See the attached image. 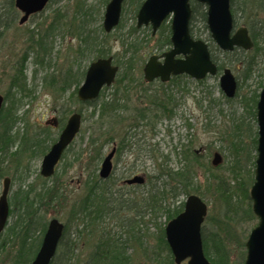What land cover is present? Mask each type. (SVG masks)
Returning a JSON list of instances; mask_svg holds the SVG:
<instances>
[{
	"label": "rangeland",
	"instance_id": "1",
	"mask_svg": "<svg viewBox=\"0 0 264 264\" xmlns=\"http://www.w3.org/2000/svg\"><path fill=\"white\" fill-rule=\"evenodd\" d=\"M109 1L51 0L42 11L31 15L26 22L21 23L20 18L23 12L15 6V0V9L11 7L10 0H0V93L4 96L10 94L11 78L17 67L22 64L25 66L24 73L30 89L23 94L17 93V97L22 99L18 104L17 114L23 119L17 122L13 132L19 134L22 140L26 134L31 138L35 132L49 126L52 134L58 137L61 131L58 128L59 120L65 116L68 118L72 110H83V124L80 131L82 134L77 135L71 150L67 152V159L60 160L51 177H44L40 173L45 154L32 158L30 152L26 151L25 157H22L24 163L29 161L31 165L27 170V175L29 174L30 177L26 183L36 181L40 185L43 182L38 177L40 175L47 178L50 186L56 182L57 188L63 193L66 200L63 205L42 207L41 215L48 223L51 219L57 218L66 226L63 245L57 252L61 255L63 262L71 259L75 264H83L88 260L101 229L91 234L80 226L77 231L70 216V208L74 201L84 196L86 179L94 172L100 178L102 159L119 146L124 134L129 136L126 148L121 152L117 149L113 157V171L110 176L113 190L127 192L133 197L140 196L152 186H162L168 178L160 176L161 171L171 169L177 172L185 168L188 161L184 158L183 151H193L199 157V162L194 166V181L199 185L197 194L208 204V214L203 224V230L207 233L221 231L219 221H225L229 214L225 203L219 198L216 180L210 178V173L214 172L223 176L233 186L234 199L238 201L240 198V208H238L240 215L248 206V200L242 201L243 189L236 182L235 176L244 185L249 182L251 175L255 179L257 157L255 139L258 137V122L257 117L252 113L251 97L259 88V82L264 81V30L258 38V45L262 48V55L257 58L259 65L248 70L244 63L234 60L237 56L246 62L251 57L253 48L249 50L240 48L243 52L239 50L237 54H232L234 50L230 52V55H224V51L212 39L209 29L204 27L203 18L200 15L196 16L193 27L197 35L209 42L213 49L216 48L214 54L219 61H228L226 67L232 68L238 80V95L228 98L220 86L223 69L216 75L207 76L202 82L190 76H183L180 86L170 82L163 83L159 79L151 83L147 82L143 72L146 62L151 55L161 54L169 49V46L159 48L162 27L155 34L151 25L138 28L136 25L137 0H125L119 24L121 27L117 26L114 30L107 32L103 21ZM239 16L243 18L241 17L240 24L236 27L245 24L244 16L241 13ZM7 22L11 24L6 27ZM170 23L169 17L164 24ZM134 25L137 27L136 30L133 28ZM82 27L86 30L85 34L89 32L92 37L97 38L96 42L88 38V43H85L80 37ZM38 41H41V45L37 43ZM85 45L87 48L82 55L80 50ZM97 46L108 48L115 62L120 66L119 76H125L123 73L130 56L137 57L135 60L137 64L130 74L131 83H127L126 80L127 84H124L123 81H118L117 76L115 82L105 89L106 99H110L119 90L118 96L127 99L126 102L122 100V103H127L129 108L122 112L127 119L113 132L112 135L115 138L109 142L104 139L98 142L97 147L101 145L103 147L101 149L103 156L98 166L94 161L97 147L89 145L91 133L98 129L99 123H96L98 112L96 116H91L94 106H82L72 97L75 86L66 94H61L51 85L52 81L62 85L69 70L79 75L83 70H87L95 59ZM230 60L234 62L230 64ZM84 77L85 75L81 78V83ZM124 85H128V88ZM143 89H146L149 94L156 92L159 95L163 90L174 92L177 101L174 115L171 118L161 117L147 124L139 122L135 126L131 117L136 109L152 107ZM12 92H15V89H12ZM247 99H249L248 103L245 101ZM83 115L86 117L85 120ZM81 135L84 136L83 139ZM20 140L13 147L14 151L20 146L18 144L21 143ZM215 152H219L222 156V161L217 166L212 163ZM13 166L14 164L9 163L8 174L5 175L12 179L9 199L21 184L19 178H14ZM135 174L145 175L146 182L133 187L124 183V179ZM3 179L4 177L0 178V195ZM252 184L249 186V192ZM118 194L122 193L115 195ZM188 196L186 192L177 193L170 200L171 208L180 205L181 202L185 203ZM170 203L166 201L163 205L166 207ZM155 218L151 220L148 215L140 222L135 233L137 236L140 235L143 244L134 240L130 243L128 253L132 255L131 264H161L157 260V254L166 256L167 251L161 250L158 246V231L159 226L167 221V211L160 212ZM14 221L15 217L9 216L5 229L0 232L1 240L9 238L8 228ZM118 222V219L111 218L106 228L112 235L126 240L128 233L117 226ZM258 222L257 217L242 220L236 225L243 245L229 241L231 259L234 262L244 263L247 256L246 241ZM221 232L224 234V231ZM6 244L4 250L0 249V264H17L15 254L19 249V241L10 237ZM70 245L75 246L73 256L70 254L72 253Z\"/></svg>",
	"mask_w": 264,
	"mask_h": 264
},
{
	"label": "trees",
	"instance_id": "2",
	"mask_svg": "<svg viewBox=\"0 0 264 264\" xmlns=\"http://www.w3.org/2000/svg\"><path fill=\"white\" fill-rule=\"evenodd\" d=\"M143 0H137V8L141 6ZM11 7L15 9L14 0H10ZM192 4V18H191V33L195 37H200L194 30L193 23L197 15H200L205 24L204 27L207 29L206 19L207 12L204 4L198 2L197 0H191ZM232 12L234 15L235 25L240 24L242 18L239 16L241 13L244 16V23L249 28L250 35L254 41V47L251 51V57L243 62L241 57H235V62H240L248 70H252L257 67V58L262 55V48L258 45V38L260 33L264 30V0H231ZM11 22H7L6 27L9 26ZM244 24V25H245ZM119 26V25H118ZM121 27V26H119ZM161 40L159 41V48L162 49L165 46L171 45V25L163 24L161 26ZM134 30L137 27L133 26ZM80 31V37L88 43V38H92L93 42L97 39L92 37L88 32H86L83 27ZM96 42V41H95ZM41 45V41L37 42ZM86 45L81 47L80 53L84 55L86 51ZM95 59L98 57H107L111 53L105 46H97ZM216 49V48H214ZM214 49L211 46V53L213 60L218 64L219 70L224 69L228 64L226 60L219 61L218 57L214 54ZM243 52V49L236 48L232 54H237L238 51ZM250 53V52H249ZM230 52H224V55H230ZM137 57L130 56L127 61L126 70L123 74L125 76L118 74V81H123L124 84L131 83L132 77L130 76L133 67L137 64L135 61ZM230 60L229 63L234 62ZM117 63V62H116ZM120 63V62H119ZM119 65V64H118ZM236 67H240L239 65ZM237 69V68H236ZM25 66L22 64L17 67L15 74L11 78L10 82V94L5 96V102L0 110V178L7 175V169L9 168V163L14 164L15 169L14 178H19L21 184L19 188L10 196V214L9 216H14V223L8 228V236L14 237L19 241V249L17 254H15V262L17 264H31L34 259L40 245L42 242L43 235L47 229L48 222L43 219L41 215L42 207L47 208L50 206L60 205L66 201L63 193L57 188V184L49 185L47 178L38 176L42 179V183L38 185L36 181L28 182L30 175H27V170L30 168L29 161L24 163L22 157H25V152H30V157L35 158L40 155H44L51 148V145L57 140L56 137L50 131V127H43L39 132H35L31 138L26 134L23 139L20 140L19 134L14 133V128L23 119L17 114L19 103L21 102V97H17V93H25L26 90H30L28 87V82L26 75L24 73ZM85 71L81 72V75L77 74L75 71L69 70L63 81L62 85H57V82L51 83L54 90L60 92L61 94H66L70 88L75 86V90L72 93V97L79 102L82 106H94V111L91 112V116H96V123H99L97 128L90 135L89 145L96 146L101 139L104 141H111L115 137L113 132L117 130V126L123 123L127 117L123 116L126 109L129 108L127 103H122V100L127 101L126 98L118 96V91L110 99L104 97L105 89L102 90L100 96L95 100L80 101L77 96V90L81 85V78L85 75ZM53 76V75H52ZM187 75L174 76L170 83H175L180 86L181 78ZM47 78V77H46ZM53 80V79H52ZM127 80V83H126ZM202 82V80H201ZM264 81L259 82V88L253 93L252 98V113L257 117V102L259 99L260 89L263 86ZM163 84V83H161ZM127 86L128 85H124ZM15 89V92H12ZM239 89V86H238ZM148 96V100L152 107H142L136 109L132 114V119L135 126L139 122L150 123L153 120H157L161 117L171 118L174 115L175 108L177 106V101L175 98V93L171 90H163L159 95L158 93L149 94L146 89H143ZM239 91H237L238 95ZM103 96V97H102ZM246 96V95H244ZM248 100H245L248 103ZM75 111V110H74ZM83 113V110H78ZM73 110L71 111V113ZM84 120L86 119L85 115ZM67 116L59 120L58 128L62 129L66 124ZM106 127V129H105ZM120 130V127H119ZM112 132V133H111ZM80 134H82L80 132ZM79 134V135H80ZM108 135V136H107ZM125 135V134H124ZM120 140L119 146L117 147L118 152L123 151L129 139L126 135ZM29 138V139H28ZM84 136L81 135V139ZM20 146L14 151L13 147L16 145L17 141ZM75 141V140H74ZM66 149L63 154V158L67 159V152L71 150L72 144ZM256 144L258 143V137L255 139ZM50 143H52L50 145ZM102 145L95 149L96 155L94 158L96 166H98L100 160L102 159ZM184 158L188 161L185 168L178 170L177 172L171 169H165L161 171L160 176H166L168 178L167 182H164L162 186L154 187L152 186L147 191H145L140 196H129L127 192H119V190H113V183L109 179L99 178L97 173H93L85 181V194L81 199H77L72 203L70 208V216L74 221L77 231L80 226L87 229L91 234L97 229H101L98 239L96 241L95 247L89 256L88 260L83 264H131L132 255L128 253V248L130 243L134 240L135 242L142 243L140 235H136V231L139 228L140 222L146 217L150 216L151 220L156 219L157 215L162 211H167V221L159 226L158 231V241L159 248L165 249L167 251L166 256H160L157 254V260L161 264H175L173 253L171 251L170 245L166 239L165 227L169 220L175 217L184 209V202L177 205L173 209L171 208L170 200L177 193L186 192L189 195L192 192H197L198 186L194 174V166L199 162V157L193 151H183ZM67 163V162H66ZM255 164V163H254ZM239 170L237 171V173ZM240 175V174H238ZM57 176V175H56ZM254 176H250L249 182L244 185L239 181V178L235 176L236 182L243 189L242 201L248 200V206L244 209L242 215L239 214L238 208H240L239 199L236 201L232 195L233 186L224 179L223 176L210 173V178L216 180V189L219 192V198L225 203L227 211L229 212L226 216L225 221H219V227L221 231H214L212 233H207L203 230V241L204 249L208 258L213 262V264H238L231 259V252L229 250V241L236 244L243 245L241 242V237L236 230V225L242 220H250L257 218L252 209V201L250 198L249 186L254 182ZM243 182V181H242ZM25 184V185H24ZM133 187L135 185H129ZM211 186V183H209ZM116 193H122L115 195ZM250 200V201H249ZM166 201L170 203L166 207L163 205ZM241 203V201H240ZM127 214H129L127 216ZM118 219L117 226L122 227V229L128 233L127 239L122 240L120 236L112 235L106 228V224L110 219ZM66 227V226H65ZM66 229V228H65ZM39 232V234H37ZM64 230L62 239L60 241L59 247L63 245V239L65 238ZM1 237V233H0ZM9 238L3 240L0 239V249L4 250L9 242ZM136 239V240H135ZM58 247V248H59ZM73 256L74 245H70ZM159 255V256H158ZM51 264H75L71 259L64 261L58 252L52 259ZM186 264V263H185Z\"/></svg>",
	"mask_w": 264,
	"mask_h": 264
},
{
	"label": "water",
	"instance_id": "3",
	"mask_svg": "<svg viewBox=\"0 0 264 264\" xmlns=\"http://www.w3.org/2000/svg\"><path fill=\"white\" fill-rule=\"evenodd\" d=\"M50 0H15L16 7L23 12L20 22H26L32 14L42 11ZM207 7V26L212 39L223 51L235 48L251 49L253 40L246 26L235 27L231 0H197ZM124 0H110L106 6L103 26L110 32L120 23ZM168 17H172V47L161 55L153 54L144 66V77L151 82L160 79L169 81L172 76L188 74L201 80L216 75L218 65L212 58L209 43L195 38L190 31L192 18L191 0H144L137 13V27L151 25L153 34ZM163 58V60H161ZM119 65L114 64L113 56L99 57L87 68L85 78L78 88L81 101L99 97L105 86H111L117 77ZM220 86L228 98L235 97L238 89L237 78L230 67H226L220 76ZM4 95L0 93V110ZM258 144L255 168V180L250 189L252 208L259 218L258 224L251 230L246 241L247 256L242 264H264V84L257 102ZM83 124L82 114L72 113L57 141L44 155L41 175L51 177L65 150L77 137ZM116 147L101 162L99 175L107 179L113 170V157ZM222 156L215 152L213 165H219ZM127 184H144L146 177L136 174L126 178ZM11 177L3 180L0 195V232L6 227L10 213L9 192ZM208 214V204L198 194H190L184 209L166 225V239L172 250L176 264H213L204 250L203 224ZM65 225L57 218L49 221L41 245L31 264H51L56 255Z\"/></svg>",
	"mask_w": 264,
	"mask_h": 264
},
{
	"label": "flooded vegetation",
	"instance_id": "4",
	"mask_svg": "<svg viewBox=\"0 0 264 264\" xmlns=\"http://www.w3.org/2000/svg\"><path fill=\"white\" fill-rule=\"evenodd\" d=\"M165 51H167V50H165ZM165 51H164V52H165ZM162 53H163V52H162ZM162 53H161V54H162ZM161 54H159V55H161ZM161 60H163V58H161ZM143 72H144V71H143ZM173 77H174V76H172V78H173ZM172 78H171V79H172ZM157 80H158V79H157ZM154 81H155V80H154ZM147 82H148V81H147ZM152 82H153V81H152ZM149 83H151V82H149Z\"/></svg>",
	"mask_w": 264,
	"mask_h": 264
},
{
	"label": "bare ground",
	"instance_id": "5",
	"mask_svg": "<svg viewBox=\"0 0 264 264\" xmlns=\"http://www.w3.org/2000/svg\"><path fill=\"white\" fill-rule=\"evenodd\" d=\"M5 177H7V176H5ZM5 177H4V179H5ZM4 179H3V180H4ZM11 183H12V179H11ZM10 190H11V186H10ZM9 195H10V192H9Z\"/></svg>",
	"mask_w": 264,
	"mask_h": 264
}]
</instances>
